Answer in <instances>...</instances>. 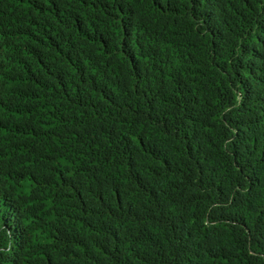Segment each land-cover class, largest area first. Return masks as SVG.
Wrapping results in <instances>:
<instances>
[{
	"label": "trees",
	"instance_id": "16d2710c",
	"mask_svg": "<svg viewBox=\"0 0 264 264\" xmlns=\"http://www.w3.org/2000/svg\"><path fill=\"white\" fill-rule=\"evenodd\" d=\"M0 264H264V0H0Z\"/></svg>",
	"mask_w": 264,
	"mask_h": 264
}]
</instances>
